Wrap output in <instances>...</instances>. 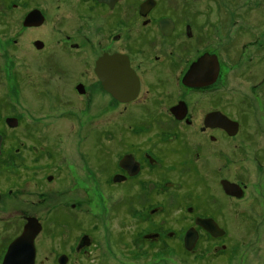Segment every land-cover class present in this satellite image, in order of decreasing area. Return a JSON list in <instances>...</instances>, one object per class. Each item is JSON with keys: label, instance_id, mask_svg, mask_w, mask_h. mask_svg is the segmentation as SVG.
<instances>
[{"label": "rangeland", "instance_id": "rangeland-1", "mask_svg": "<svg viewBox=\"0 0 264 264\" xmlns=\"http://www.w3.org/2000/svg\"><path fill=\"white\" fill-rule=\"evenodd\" d=\"M14 2L21 3L13 7ZM183 2L178 0L180 5ZM51 3V0H4V5L0 4V22H7L6 29L0 31V99L8 107L7 112L2 113L21 115L23 137L30 142L34 137L52 139L50 152L57 154L53 158L54 164L63 165L68 176L66 184L70 188L64 195L66 187L63 182L56 183L53 189L50 183L45 182L43 187L51 190L54 204L60 202L66 207V203L73 202L79 194L87 195L86 206L81 204L80 208H66L72 218L81 222L86 220L87 228L91 226L93 230L97 226L95 232L102 246L95 250L99 257L94 263L264 264V19L257 22L260 2L193 0L200 12L199 20L207 22L205 31L208 29L209 43L213 44L218 54L222 76H227L223 77L224 84L221 81L217 84L216 102L233 115H238V108L243 105L246 118H243V132L236 139L221 138L212 145L215 150L212 154L214 171L210 173L208 168L201 169L199 174L202 177L196 185H191L201 193L203 200L195 199L193 204L200 202L199 205L206 208L195 213L207 216L211 215L209 211L212 209L221 225L227 228L228 235L212 240L207 234H202L197 244L188 251L181 240L187 227L193 224L191 218L195 213L188 211L191 202L187 200L190 195L187 188L175 190L176 186H173L161 194L150 184L149 195L136 193L137 197L150 196L151 205L145 207V212L160 204L164 205V210L151 213L147 220H137L141 208L135 203L132 212L127 206L126 193L129 189L108 185L107 174L116 169L117 160L130 148L131 142L144 139L145 131L139 133L134 128H127V109L122 104H115L90 75L84 78L79 71L68 78L57 69L47 68L48 59H51L52 64L55 61L67 71L72 70V64L81 61L85 55L83 48L67 46L66 32L57 25L61 11L52 9ZM34 6L44 11V24L38 29H22L20 25L24 12ZM82 21L80 16H74L71 21L66 30L70 35L74 32L71 40L79 42ZM34 39L44 42L43 49L34 50L31 46ZM30 57L38 58L39 63L34 65ZM15 75L17 77L13 78ZM80 80L87 84L85 94H80L81 90L73 87ZM93 131H97L101 139L98 146H101L103 155L110 150V156L108 153L103 156L105 162L102 169L88 151L93 137L89 134ZM40 142L41 147L46 146V141L40 139ZM24 152L30 150L24 148ZM39 152H44V149ZM41 162H48V157ZM104 170L109 171L105 174ZM149 174L152 180L159 179V172L152 170ZM172 176L177 177L176 174ZM222 177L242 185L244 183L246 187L240 197L223 196L220 204L217 198L223 193L217 180ZM51 203L48 209H27L46 216ZM10 211L14 217L18 215V208ZM115 228L123 236H118V231H115L111 239L114 246L110 247V230ZM155 230L161 232L163 239L166 238L163 242L145 244L138 239L141 232ZM170 230L177 231L176 238L165 236ZM113 237H117L114 242ZM222 243L226 245L225 249L221 247ZM214 247L216 250H213Z\"/></svg>", "mask_w": 264, "mask_h": 264}, {"label": "flooded vegetation", "instance_id": "flooded-vegetation-1", "mask_svg": "<svg viewBox=\"0 0 264 264\" xmlns=\"http://www.w3.org/2000/svg\"><path fill=\"white\" fill-rule=\"evenodd\" d=\"M183 1L180 5L178 0H51L52 9L61 11L57 25L66 32L64 38L67 46L83 48L85 55L81 61L72 64V70H68L70 72L55 61L52 64L51 59H48L47 68L57 69L68 78L79 71L84 78L90 75L98 88L109 94L115 104H122L127 109V128H134L139 133L145 131L144 139L131 142L130 148L117 160L116 169L107 174L110 187L129 189V193H126L127 206L132 212L135 203L141 208L137 220H147L151 213L164 210V205L160 204L145 212V207L151 205L150 196L137 197L138 192L149 195L152 186L161 194L173 186H176L175 190L187 188L190 191L187 200L191 202L188 211H205L206 208L201 207L200 202L193 204L195 199L201 200L202 196L191 185H196L202 177L199 174L201 169L208 168L210 173L214 171L212 154L215 150L212 145L221 138L236 139L243 132V118H246L243 105L238 108L239 114L233 115L216 102L217 84L219 81L224 84L223 77L227 76H222L218 54L213 44L209 43L206 34L208 29L205 31L204 27L207 22L199 20L200 12L193 0ZM258 2L257 22L260 23L264 19V2ZM20 3L14 2L12 6L18 7ZM0 4L3 6L4 0H0ZM33 13L42 15L43 22L25 25L26 17ZM45 16L41 8L30 7L24 12L20 27L38 29L44 24ZM74 16H80L83 20L79 26V42L71 40L74 32L70 35L66 31ZM6 23L0 22V31L7 26ZM35 41H40L42 46L38 48ZM31 46L34 50L43 49L44 42L34 39ZM30 59L34 65L39 63L38 58ZM119 65H124V70L128 73L131 71L138 80L137 96L129 101H121L103 88L102 79ZM73 87L81 90L80 94H85L87 90V84L82 80ZM7 110L8 107L0 99V245L4 241L0 248V264H95V259L99 257L95 250L102 246L95 232L97 226L93 230L91 226L87 228L86 220L81 222L72 218L66 208H80L81 204L86 206L87 195L79 194L73 202L66 203V207L60 202L54 204L50 197L51 190L47 191L43 187L44 183H50L53 189L56 183L63 182L66 187L64 195L70 188L66 184L68 176L64 173L63 165L54 164L53 158L57 154L50 152L52 139L42 136L43 139H40L46 141L43 147L39 145L42 142L38 138L31 137L33 141L30 142L23 137L21 129L24 122L21 115L2 113ZM216 112L237 122L235 134L231 135L226 129L215 125L213 119L206 120L209 114ZM116 123L119 126L120 123ZM192 133L196 135L191 136ZM89 136H93L89 142V155L102 169L105 162L103 156L109 155L110 150L103 155L101 146H98L101 139L97 131ZM246 138L251 140L250 137ZM24 148L30 152H24ZM41 148L44 152H39ZM46 156L48 162H41ZM112 163L115 164L113 160ZM152 170L159 172L157 181L150 177L149 172ZM172 174L178 178L175 179ZM222 180L237 184L241 189L240 195L225 192ZM217 183L223 193L222 197L217 198L220 204L224 200L223 196L240 197L246 187L244 183L242 185L228 177L218 179ZM134 187H137L136 190ZM49 198L52 200L49 201ZM51 201L52 207H49L51 209L46 216L27 209H48ZM14 207L18 208L16 217L10 211ZM209 212L211 215L207 216L195 213L191 218L193 224L185 230L184 236L188 229L196 230L198 236L194 246L202 234H207L212 240L228 235L227 228L221 225L216 212L212 209ZM207 218L212 219V222H204L203 219ZM200 220L204 226L199 224ZM29 224L35 231L33 238L17 242ZM112 231L109 234L110 247L114 246L111 242L114 232L118 231L116 234L122 235L117 228ZM165 236L176 238L177 231H167ZM184 236L181 240L183 246ZM116 238L113 237V242ZM138 239L145 244H158L166 238L163 239L161 232L155 230L141 232ZM14 242L17 243L13 253L10 248ZM221 247L225 249L226 245L222 243Z\"/></svg>", "mask_w": 264, "mask_h": 264}, {"label": "water", "instance_id": "water-1", "mask_svg": "<svg viewBox=\"0 0 264 264\" xmlns=\"http://www.w3.org/2000/svg\"><path fill=\"white\" fill-rule=\"evenodd\" d=\"M38 14L37 13H33L32 15L29 14V16L26 17L25 25L41 24L44 18L42 17V15H38ZM35 45L38 48L42 46L40 41H35ZM108 59L111 60L112 58H108ZM123 67L124 65H119L118 67H116L117 68L115 69L116 71L113 70L114 68L111 69L109 72V75H107L106 77L102 79V83H103V88L106 91L110 92L113 96H115L121 101H129V100L134 99L137 96L138 80L131 71H129L128 73L127 71L124 70L125 67L124 68ZM208 118L213 119L215 125L226 129L229 134L233 135L236 133V130L238 128L237 122L230 120L225 115L219 112H216V113L209 114L206 120ZM222 185H223L225 192L232 194V195H240L241 189L239 188L237 184L229 182L227 180H222ZM203 220L204 222H210V223L212 222V219L210 218L203 219ZM201 221L202 220H200L199 224H201V226H204L203 222ZM213 226L215 227V225ZM34 232L35 231L33 230L32 226L30 224L27 225L22 236L17 240V242L19 240L20 241L22 240L23 242L29 241L30 239L33 238ZM215 235H219V234H215ZM197 236L198 234L194 228H190L186 231V234L184 236V246L187 250H190L193 248ZM17 242H14V244L10 248V250H12L13 253L15 252L14 248Z\"/></svg>", "mask_w": 264, "mask_h": 264}]
</instances>
